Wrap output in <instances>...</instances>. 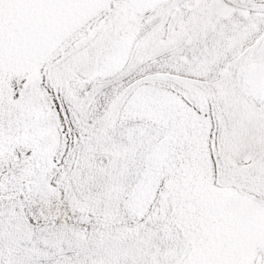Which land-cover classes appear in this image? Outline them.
Instances as JSON below:
<instances>
[{"label":"snow or ice","instance_id":"1","mask_svg":"<svg viewBox=\"0 0 264 264\" xmlns=\"http://www.w3.org/2000/svg\"><path fill=\"white\" fill-rule=\"evenodd\" d=\"M0 264H264V0H0Z\"/></svg>","mask_w":264,"mask_h":264}]
</instances>
